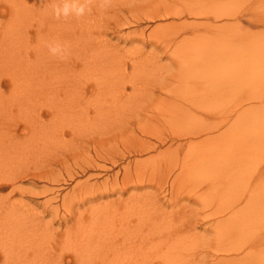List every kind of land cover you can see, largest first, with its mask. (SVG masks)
<instances>
[{"label": "rangeland", "instance_id": "rangeland-1", "mask_svg": "<svg viewBox=\"0 0 264 264\" xmlns=\"http://www.w3.org/2000/svg\"><path fill=\"white\" fill-rule=\"evenodd\" d=\"M55 1L45 0L67 6L70 13L86 7V14L69 16L68 23L56 18L53 30L41 36L37 22L31 23L27 54L18 52L5 64L8 67H0V129L6 137L13 131L24 138L0 141V153L7 147L3 156L17 152L14 157L21 159L24 170L39 172L44 166L45 173L58 177V182L25 177L15 183L24 187L21 191H11V184L0 189V223L28 220L35 226L23 224L27 236L20 230L0 232V264H264V142L249 140L240 131H264V108L245 112L241 125L236 116L250 104L240 107L246 93L264 96V21L258 20L264 16V0H110L107 5L104 0ZM164 4L174 6L171 10L166 5L170 16L147 18ZM0 5L7 8L0 13L3 29L11 13L6 0ZM197 9L204 15L195 16ZM15 34L13 38L22 35ZM55 43L66 49V57H52L48 45ZM26 64L47 69L30 71L34 75L26 77ZM20 82L26 84L20 86L24 91ZM54 103L67 108L47 110L46 105ZM38 108L43 122L39 116L30 118ZM46 120L51 122L45 124ZM34 125L40 130H33ZM41 130L47 134L35 138ZM191 132H198V137ZM28 139L39 140L44 153L42 146L24 152L17 145L8 146L30 144ZM9 167H0V177L10 178ZM42 186L55 191L33 196L45 189ZM17 209L25 211L19 215ZM93 229L103 246L92 245L91 240L97 241L90 238Z\"/></svg>", "mask_w": 264, "mask_h": 264}, {"label": "bare ground", "instance_id": "bare-ground-1", "mask_svg": "<svg viewBox=\"0 0 264 264\" xmlns=\"http://www.w3.org/2000/svg\"><path fill=\"white\" fill-rule=\"evenodd\" d=\"M75 1V0H74ZM81 1V0H80ZM134 1V0H133ZM164 1H166V0H164ZM54 2H56L55 0H54ZM78 2V1H77ZM77 2L75 1V3L77 4ZM124 2V1H123ZM130 2H131V0H130ZM144 2V1H143ZM163 2V1H162ZM189 2V1H188ZM82 3V2H81ZM153 3V2H152ZM170 3V2H169ZM6 4L8 5V10H10L9 12L11 13L10 15V17L9 18H5L6 20H5V22H4V26H3V29H1L0 28V67L2 68L3 66H5V64L7 63V62H10L11 60H9L10 58H15L16 57V55H17V53L18 52H20V54H27V52H28V50L25 52V48L27 49V42L29 43V41L31 40V34H29L30 33V29H29V26L30 25H32L31 23H33V22H37V24L39 25V27H38V29L36 30V33H37V35L39 34H41V35H44V33L43 32H45L46 33V31H47V34H48V31L50 32V30H53L52 29V27L54 26V19H56V18H52V17H55L54 16V14H53V12L52 13H50V14H46L47 13V11L49 10V9H51V8H53V5H51V3L49 4V3H46L45 2V0H6ZM74 4V3H73ZM160 4V2L158 3V5ZM167 4H168V1H167ZM167 4H164V6H165V8L163 9H160L159 7V10H157L156 12H151V13H149L148 14V16H147V18H149V19H154V18H156V17H165L166 15L168 16H170V14H172V12L170 11V10H168L167 9V7H166V5ZM191 4H192V2H191ZM198 4V3H197ZM51 5V6H50ZM79 5V4H78ZM145 5V4H144ZM143 5V6H144ZM156 5V4H155ZM178 5V4H177ZM86 6V5H85ZM154 6V5H153ZM168 6V5H167ZM196 6V5H195ZM123 7V6H122ZM152 7V6H151ZM157 7V6H156ZM78 8V7H77ZM84 8H86V7H84ZM158 8H156V9H158ZM168 8H170V5L168 6ZM171 8H174V6H172ZM170 8V9H171ZM201 8V7H200ZM73 10H74V7L72 8ZM87 9H88V6H87ZM151 9V8H150ZM149 9V10H150ZM152 9H153V7H152ZM189 9V8H188ZM191 9V8H190ZM199 9V8H198ZM197 9V11L198 12H195V13H193L195 16H202V15H204V13L201 11V10H198ZM144 10H146V9H144ZM172 10V9H171ZM178 10H179V8H178ZM7 11V8L6 7H1V5H0V13L2 14V13H5ZM75 11H76V9H75ZM180 12L181 11H179V12H175V13H177V15L178 14H180ZM9 14V13H8ZM86 14V13H85ZM93 14V13H92ZM190 14H192V12L190 11ZM173 15H174V13H173ZM181 15V14H180ZM74 16V15H73ZM84 16V15H83ZM111 16V15H110ZM176 16V15H175ZM179 16V15H178ZM217 16H219V15H216V17ZM50 17L53 19V22H51V24H48V22L49 21H52L51 19H50ZM72 17V16H71ZM75 18V17H74ZM127 18V17H126ZM259 18V19H258ZM257 19L258 20H262V21H264V16H259ZM261 18V19H260ZM64 19V18H63ZM78 19V18H77ZM82 19V18H81ZM252 19V18H251ZM62 20V19H61ZM66 22L68 23V19L66 18ZM73 20V19H72ZM253 20V19H252ZM4 21V20H3ZM42 21V22H41ZM65 21V20H64ZM64 21H62V24H63V22ZM75 21V20H74ZM0 22H2V21H0ZM61 22V21H60ZM84 22V21H83ZM130 22V21H129ZM8 23H10V25L8 26ZM74 23V22H73ZM72 23V24H73ZM128 23V22H127ZM201 23H203V22H201ZM52 24H53V26H52ZM58 24V23H57ZM60 24V23H59ZM61 24V25H62ZM71 24V23H70ZM71 24V25H72ZM107 24V23H106ZM43 25H46V27L44 28V29H41V28H43L44 26ZM48 25V26H47ZM125 25H126V23H125ZM129 25V24H128ZM35 26V25H34ZM57 26V25H56ZM55 26V27H56ZM69 26V25H68ZM76 26V25H75ZM172 26H173V24H172ZM54 27V28H55ZM62 27H63V25H62ZM66 28H67V26H65ZM80 27L82 28V26L80 25ZM87 27V26H86ZM147 27V26H146ZM36 28V27H35ZM69 28H72V27H69ZM68 28V29H69ZM76 28V27H75ZM88 28V27H87ZM86 28V29H87ZM141 28V27H140ZM60 30V28L58 27V31ZM70 30V29H69ZM78 30H79V28H78ZM81 30V29H80ZM118 30V29H117ZM116 30V31H117ZM16 31H20V34H22V35H20V36H16L17 38H15V40L16 41H14V38H13V36H14V34L16 33ZM88 31V30H87ZM52 32V31H51ZM53 32H55V31H53ZM80 32V31H79ZM64 34H66L65 32H64ZM98 34V33H97ZM16 35V34H15ZM40 35V36H41ZM46 35V34H45ZM50 35V34H49ZM129 35V34H128ZM48 36V35H47ZM53 36H54V34H53ZM59 36V35H58ZM76 36H77V34H76ZM161 36V35H160ZM44 37V36H43ZM52 37V36H51ZM153 37H155V36H153ZM20 38V39H19ZM48 38V37H47ZM79 38H81V37H79ZM99 38V37H98ZM168 38V37H167ZM13 39V40H12ZM46 39V38H45ZM51 40H52V38H50ZM49 39V40H50ZM110 39V38H109ZM47 40V39H46ZM71 40V39H70ZM54 41V40H53ZM73 41V40H72ZM138 41V40H137ZM159 41V40H158ZM14 42H16V43H14ZM47 42H49L48 40H47ZM61 42H63V41H61ZM74 42V41H73ZM85 42V41H84ZM87 42V41H86ZM160 42V41H159ZM165 42V41H164ZM168 42V41H167ZM50 43V42H49ZM64 43V42H63ZM62 43V44H63ZM83 43V42H82ZM92 43V42H91ZM90 43V44H91ZM108 43V42H107ZM137 43V42H136ZM171 43V42H170ZM27 44V45H26ZM44 44V43H43ZM42 44V45H43ZM89 44V43H88ZM168 44H169V42H168ZM168 44L166 45V46H168ZM37 45V44H36ZM34 46V45H33ZM32 46V47H33ZM44 46V45H43ZM94 46V45H93ZM91 47V46H90ZM137 47V46H136ZM34 48V47H33ZM105 48V47H104ZM165 48V47H164ZM35 49V48H34ZM90 49V48H89ZM92 49H94V48H92ZM181 49V48H180ZM85 50H86V48H85ZM88 50V49H87ZM86 50V51H87ZM100 50V49H99ZM151 50V49H150ZM79 51V50H78ZM81 51V50H80ZM79 51V52H80ZM113 51V50H112ZM181 51V50H180ZM188 51V50H187ZM36 52H37V50H36ZM39 52V51H38ZM83 52V51H82ZM81 52V53H82ZM90 52V51H89ZM101 52H102V50H101ZM155 52V51H154ZM71 53V52H70ZM72 53H74V52H72ZM98 53H99V51H98ZM134 53V52H133ZM37 54V53H36ZM74 54H78V53H74ZM103 54V53H102ZM167 54V53H166ZM166 54H164V55H166ZM38 56L40 55V54H37ZM36 55V56H37ZM93 55H96L95 53L93 54ZM112 54H110V56H111ZM118 55V54H117ZM91 56V55H90ZM103 56V55H102ZM105 56V55H104ZM161 56V55H160ZM20 58H21V56H19ZM23 57V56H22ZM43 57V56H42ZM52 57H53V55H52ZM64 57H66V56H64ZM68 57V56H67ZM84 57V56H83ZM97 57H100V54H99V56L97 55ZM106 57V56H105ZM113 57H114V55H113ZM44 58V57H43ZM72 58V57H71ZM81 58H82V56H81ZM85 58V57H84ZM83 58V59H84ZM103 58V57H102ZM22 59V58H21ZM24 59H28L26 56L24 57ZM46 59V58H45ZM78 59V58H77ZM86 59V58H85ZM106 59V58H105ZM116 59V58H115ZM138 59V58H137ZM141 59H142V57H141ZM18 61L20 60V59H17ZM33 60V59H32ZM38 60V59H37ZM41 60V59H40ZM39 60V61H40ZM69 60V59H68ZM104 60V59H103ZM134 60V59H133ZM16 61V60H15ZM14 61V62H15ZM23 61V60H22ZM27 61H29V60H27ZM34 61V60H33ZM111 61V60H110ZM116 61V60H115ZM3 62V63H2ZM12 62V61H11ZM17 62V61H16ZM31 62V61H30ZM38 62V61H37ZM43 62H45V61H43ZM48 62V61H47ZM96 62V61H95ZM118 62V61H117ZM120 62V61H119ZM133 62V61H132ZM19 63H20V61H19ZM28 63V62H27ZM42 63V62H41ZM86 63H88V60H87V62ZM138 63V62H137ZM189 63V62H188ZM10 64H12V63H10ZM40 64V63H39ZM83 64V63H82ZM135 65H136V63H134ZM140 64V63H139ZM179 64V63H178ZM186 64V63H185ZM7 65V64H6ZM68 65V64H67ZM134 65V66H135ZM10 66V65H9ZM12 66V65H11ZM86 66V65H85ZM106 66H108L107 64H106ZM118 66V65H117ZM120 66V65H119ZM5 67H8V66H5ZM16 68H17V66H15ZM19 67V66H18ZM22 67V66H21ZM26 67L27 68H25V69H28L27 71V73H26V77H28V76H30L29 74H31V75H34L33 73H35V71H39L40 70V68H42V69H47V68H43V67H39V65L38 66H36V64H30V66H28L27 64H26ZM29 67V68H28ZM71 67V66H70ZM103 67V66H102ZM124 67V66H123ZM136 67V66H135ZM104 68V67H103ZM106 68V67H105ZM111 68V67H110ZM109 68V69H110ZM119 68H122L121 66L120 67H118V69ZM19 69V68H18ZM55 69V68H54ZM66 69V68H65ZM88 69V68H87ZM108 69V68H107ZM52 70V69H51ZM50 70V71H51ZM59 70V69H58ZM111 70V69H110ZM117 70V69H116ZM120 70H122V69H120ZM24 71V70H23ZM30 71H32L33 73H29ZM45 71V70H44ZM53 71V70H52ZM51 71V72H52ZM106 71V70H105ZM115 71V70H114ZM113 71V72H114ZM5 72V71H4ZM4 72H3V75H4ZM17 71H15V73H16ZM50 72V73H51ZM55 72V71H54ZM2 73V72H1ZM13 73V72H12ZM12 73H10V74H12ZM61 73V72H60ZM77 73H78V70H77ZM107 73H108V70H107ZM116 73V72H115ZM8 74V73H7ZM42 74V77H43V81H45L44 80V73L42 72L41 73ZM117 74V73H116ZM132 74V73H131ZM70 75V74H69ZM79 75H81L80 73H79ZM89 75V74H88ZM121 76H122V73L120 74ZM138 75V74H137ZM15 76V75H14ZM18 76V75H17ZM21 76V75H20ZM38 76V75H37ZM36 76V77H37ZM63 76V75H62ZM61 76V77H62ZM86 76V75H85ZM84 76V77H85ZM102 76V75H101ZM100 76V77H101ZM110 76V75H109ZM10 78H12V81H13V77L10 75L9 76ZM25 77V76H24ZM41 77V78H42ZM47 77V76H46ZM108 77V76H107ZM179 77V76H178ZM199 77V76H198ZM20 78H22L23 79V77H20ZM19 78V79H20ZM49 78V77H48ZM71 78V77H70ZM81 78V77H80ZM110 78V77H109ZM109 78H108V80H109ZM122 78H125V77H122ZM127 78V77H126ZM125 78V79H126ZM182 78V77H181ZM16 79V78H15ZM17 80V83H18V81H20V80ZM28 79V78H27ZM33 79V78H32ZM76 79V78H75ZM92 79V78H91ZM24 80V79H23ZM49 80H50V78H49ZM63 80V79H62ZM119 80V79H118ZM117 80V81H118ZM5 81H7V80H5ZM42 81V82H43ZM73 81V80H72ZM81 81V80H80ZM14 82H15V80H14ZM21 82H23V81H21ZM20 82V84H18V87H23V86H25L24 84H22ZM46 83H48L47 81H45ZM183 82V81H182ZM0 83H1V81H0ZM24 83V82H23ZM26 83V82H25ZM44 83V82H43ZM45 83V84H46ZM117 83H119V82H117ZM14 84H16V83H14ZM13 84V85H14ZM22 84V85H21ZM72 84V83H71ZM70 84V85H71ZM116 85V83H113V85ZM211 84V83H210ZM12 85V86H13ZM30 85V84H29ZM102 85V84H101ZM11 86V87H12ZM15 86H13L12 88H14ZM17 87V88H18ZM21 87H20V89H21ZM46 87H48L47 85H46ZM51 87H52V85H51ZM76 87V86H75ZM12 88H11V90H12ZM53 88V87H52ZM76 88H78V87H76ZM9 89H10V87H9ZM24 89H26V88H24ZM29 89V88H28ZM43 89V88H42ZM54 89V88H53ZM57 89V88H56ZM75 89V88H74ZM80 89V88H79ZM15 90H16V88H15ZM18 90H19V88H18ZM21 90H23V89H21ZM20 90V91H21ZM82 90V89H81ZM1 91H2V89H1ZM24 91V90H23ZM170 91V90H169ZM168 91V92H169ZM7 92V91H6ZM9 92V91H8ZM75 93H76V90L74 91ZM79 92H80V90H79ZM103 92V91H102ZM1 93V92H0ZM10 93V92H9ZM8 93V94H9ZM57 93V92H56ZM58 93H59V91H58ZM66 93V92H65ZM104 93V92H103ZM22 94H23V92H22ZM49 94V93H48ZM54 94V93H53ZM60 94V93H59ZM2 95H3V93H2ZM11 95V94H10ZM10 95H8V97L10 96ZM15 95V94H14ZM17 95H19V94H17ZM43 95V94H42ZM45 95V94H44ZM50 95V94H49ZM55 95V94H54ZM80 95V94H79ZM83 95V94H82ZM7 96V95H6ZM101 96H102V93H101ZM104 96V95H103ZM102 96V97H103ZM8 97H7V99H8ZM29 97H31V96H29ZM41 97V96H40ZM51 97V96H50ZM142 97V96H141ZM35 99V100H37L35 97H31V99ZM140 98V97H139ZM11 98H9V100H10ZM14 99V98H13ZM98 99V98H97ZM133 99H135V98H133ZM144 99V98H143ZM15 100H16V98H15ZM14 100V101H15ZM41 100V99H40ZM59 100V99H58ZM60 100H62V99H60ZM182 100V99H181ZM241 101L239 102L240 103V107H241V105H243V104H245V103H250V104H248V105H244V107L243 108H241V110H239L238 111V113L240 114V116L238 115V113L236 114V116L237 117H239V118H241L242 119V122H239V125H241L242 123H243V121H244V119H245V112H248V111H251V110H253V109H256V108H264V96H254V95H252V94H249V93H246L245 95H244V97H241V99H240ZM38 101V100H37ZM43 101V100H42ZM129 101V100H128ZM183 101V100H182ZM18 102V101H17ZM30 102V101H29ZM53 102H55V101H53ZM252 102H261L260 104H258V103H256V104H253ZM0 103H1V101H0ZM3 104L5 103V102H2ZM8 103H9V101H8ZM21 103H23V102H21ZM33 103H34V101H33ZM32 103V104H33ZM43 103H44V101H43ZM42 103V104H43ZM45 103H46V101H45ZM49 103V102H48ZM51 103V102H50ZM50 103H49V105H50ZM58 103H59V101H58ZM252 103V104H251ZM55 104V103H54ZM60 104H62L61 102H60ZM59 104V105H60ZM65 104V103H64ZM67 104V103H66ZM135 104V103H134ZM133 104V105H134ZM31 105V104H26V107L27 108H29V106ZM52 105V104H51ZM63 105V104H62ZM132 105V106H133ZM239 105V104H238ZM1 106V105H0ZM12 106H13V104H12ZM73 106V105H72ZM83 106V105H82ZM162 106V105H161ZM196 106V105H195ZM14 107V106H13ZM18 107V106H17ZM46 107H47V110H49V111H52L53 112V110H63L62 112H64V110H65V108H67L66 106H64L65 108H63V106L62 107H58V104H55L54 106H48V105H46ZM26 108V109H27ZM33 108H35V107H33ZM41 108H43V107H41ZM80 108H81V106H80ZM84 108V107H83ZM4 109V108H3ZM36 109V108H35ZM74 109V108H73ZM168 109V108H167ZM199 109V108H198ZM201 109V108H200ZM37 110V109H36ZM35 110V111H36ZM40 111H42V109H39L38 108V113L37 114H30L29 116H30V118L32 117L33 118V115L36 117V116H39V118L41 117V115L42 114H40L41 112ZM33 112V111H32ZM37 112V111H36ZM35 112V113H36ZM86 112V111H85ZM171 112V111H170ZM54 113V112H53ZM59 113V112H58ZM58 113H55L56 115L58 114ZM68 114H70L69 112H67ZM125 113V112H124ZM54 114V115H55ZM62 114V113H61ZM103 114V113H102ZM54 115H51V121H52V117L54 116ZM55 115V116H56ZM62 115H65V114H62ZM67 115V114H66ZM66 115H65V117H66ZM72 115H75V114H71V116ZM95 115V114H94ZM93 115V116H94ZM55 116H54V118H55ZM59 116V115H58ZM109 116V115H108ZM112 116V115H111ZM225 116H226V114H225ZM57 117V116H56ZM59 117H64V116H59ZM70 117V116H69ZM75 117H76V115H75ZM105 117V116H104ZM127 117V116H126ZM29 118V117H28ZM39 118H36V119H39ZM50 118H49V120H50ZM101 118V117H100ZM158 118V117H157ZM224 118V116L222 117V119ZM36 119L34 120V121H36ZM41 119V118H40ZM39 119V120H40ZM65 120H67V117L66 118H64ZM70 119H72V118H70ZM75 119V118H74ZM96 119V118H95ZM222 119H221V121H222ZM226 119H227V117H226ZM225 119V120H226ZM235 119H237L236 117H235ZM42 120V119H41ZM41 120L40 121H38V123L39 122H41ZM62 120V119H61ZM68 120H69V118H68ZM73 120V119H72ZM107 120V119H106ZM113 120V119H112ZM118 120V119H117ZM139 120H140V118H139ZM199 120V119H198ZM238 120V119H237ZM23 121V120H22ZM21 121V122H22ZM26 121V120H25ZM24 121V122H25ZM30 121V120H29ZM28 121V122H29ZM31 121H32V119H31ZM51 121H48V120H46L45 121V124H49ZM53 121H54V119H53ZM63 121V120H62ZM70 121V120H69ZM202 121V120H201ZM224 121V120H223ZM239 121V120H238ZM241 121V120H240ZM37 122V121H36ZM42 122H43V120H42ZM47 122V123H46ZM55 122H57V121H55ZM55 122H52V123H55ZM64 122V121H63ZM68 122V121H67ZM73 122V121H72ZM72 122H70V123H72ZM82 122V121H81ZM100 122V121H99ZM122 122V121H121ZM30 123V122H29ZM28 123V124H29ZM37 123V124H38ZM69 123V122H68ZM94 123V122H93ZM123 123V122H122ZM149 123V122H148ZM233 123V122H232ZM235 123H237V121H235ZM26 124V123H25ZM31 124H32V122H31ZM31 124H30V126H31ZM36 124V123H35ZM63 124H65V123H63ZM78 124V123H77ZM76 124V125H77ZM83 124V123H82ZM184 124V123H183ZM234 124V123H233ZM39 125V124H38ZM42 124H40V126H41ZM54 125V124H53ZM52 125V126H53ZM96 125V124H95ZM145 125H146V123H145ZM29 126V127H30ZM40 126L38 127V129L35 127V125H34V129L33 130H35V129H37V130H35V131H38V130H40ZM44 126V125H43ZM47 126H49V125H47ZM46 126V127H47ZM62 126V125H61ZM68 126V125H67ZM85 126V125H84ZM236 126V125H235ZM1 127V126H0ZM76 127V126H75ZM81 127H82V125H81ZM26 128H27V126H26ZM41 128H42V126H41ZM49 128H52V127H50L49 126ZM48 127L45 129V130H48L49 129ZM56 128V127H55ZM67 128H69V127H67ZM71 128V130L73 131L74 130V127L72 126V127H70ZM100 128V127H99ZM106 129H107V126L105 127ZM145 128V127H144ZM244 128V127H243ZM2 129H4L3 127H2ZM22 129V128H21ZM102 129V128H101ZM116 129V128H115ZM194 129V128H193ZM1 130V129H0ZM103 130V129H102ZM192 130V129H191ZM196 130V129H195ZM194 130V131H195ZM44 131V130H43ZM71 131V132H72ZM75 131V130H74ZM94 131V130H93ZM188 131V130H187ZM203 131V130H202ZM202 131H200V132H202ZM240 131H243V132H245L246 133V136H247V139H249V140H252V141H261V142H264V131H259V132H253V131H249V130H243L242 128H240ZM25 132H27V130H25ZM189 132H190V130H189ZM44 132H42V130H41V132H37V133H35V138H37L38 137V135L40 136V135H42ZM53 133V132H52ZM103 133V132H102ZM192 133V132H191ZM190 133V134H191ZM195 133V132H194ZM194 133H192L193 135H194ZM44 134H47L46 132L44 133ZM185 133L183 132V135H184ZM186 134H187V132H186ZM197 134H198V132H197ZM197 134H195L196 136H197ZM219 134V133H218ZM222 134V133H221ZM225 134V133H224ZM17 135V133L15 132V134L13 133V131H10L8 134H7V137H6V135H5V133L3 132V130H1L0 131V141H2V143L4 142V141H6V140H10L11 138V140H13V136H16ZM19 135V134H18ZM17 135V136H18ZM23 135H25V134H23ZM31 135V134H30ZM52 135V134H51ZM51 135H49L50 136V138H52V139H54L53 138V136L51 137ZM182 135V134H181ZM188 135V134H187ZM194 135V136H195ZM200 135V134H199ZM202 135V134H201ZM251 135H253V137H251ZM20 136V135H19ZM18 136V137H19ZM26 136V135H25ZM28 136V135H27ZM122 136V135H121ZM177 136H178V134H177ZM180 136V135H179ZM186 136V135H185ZM189 136V135H188ZM23 137V136H22ZM22 137L20 136V138H21V140L20 141H24V138L22 139ZM136 137V136H135ZM134 137V138H135ZM139 137V136H138ZM182 137V136H181ZM198 137V136H197ZM31 138L33 139V137L31 136ZM42 138H44V137H42ZM96 138V137H95ZM183 138V137H182ZM47 138H45V140H46ZM165 139V138H164ZM35 140V139H34ZM33 140V141H34ZM48 140H49V138H48ZM58 140V139H57ZM141 140H144V138L143 139H141ZM147 140V139H146ZM146 140H144V142H146V145L148 144V145H152V143H150L151 141H146ZM163 139L161 138V141H162ZM184 140V139H183ZM201 140V139H200ZM18 141V140H17ZM20 141H18V142H20ZM28 141H29V139H28ZM32 141V140H31ZM39 141V140H38ZM37 141V143H35L36 141H34L33 143L32 142H30L29 141V143L30 144H26V143H20V144H23V145H18V144H9L8 146H11V145H15V147H16V145H17V148H20V149H25V148H27L28 149V147H30V146H32L33 147V149H35V147L36 146H39V142ZM42 141V140H41ZM47 141V140H46ZM61 141V140H60ZM73 141V140H72ZM84 141V140H83ZM94 141V140H93ZM98 141H99V139H98ZM164 141V140H163ZM10 142V141H9ZM8 142V143H9ZM43 142V141H42ZM48 142V141H47ZM75 142V141H74ZM88 142V141H87ZM143 142V141H142ZM44 143V142H43ZM85 143V142H84ZM141 143V142H140ZM45 144V143H44ZM50 145H51V143H49ZM48 144V145H49ZM131 144V143H130ZM133 144V143H132ZM181 144V143H180ZM182 144H183V142H182ZM142 145V144H141ZM155 144H153V146H154ZM0 146H2L3 147V145H1L0 144ZM40 146H42V149H40V150H43V153H44V145H40ZM39 146V148H41ZM172 146V145H171ZM148 147H150V146H148ZM38 148V147H37ZM38 148V149H39ZM5 149L7 150L8 148L6 147V148H2V150H4V152L6 153V151H5ZM11 149V148H10ZM9 149V150H10ZM26 149V150H27ZM50 149V148H49ZM176 150V149H175ZM8 151V150H7ZM11 152H12V150H10ZM17 151V150H16ZM25 150H23V152H24ZM39 151V150H38ZM2 153H4L3 151H1ZM11 152H9L10 153V155L8 154H6V155H4L3 156V154L2 153H0V158H2L1 159V161H2V164H0V167H4V166H2L3 165V163H5L6 162V160H9V162L10 163H12V166H14V165H16L15 167L16 168H13V170H12V166L11 165H6V163H5V165L7 166V167H9L10 168V178H8V179H6L5 177H0L1 179L0 180H2V178L4 179V180H2V181H0V189H3V188H5L8 184H11L12 185V188H11V191H21L22 189L20 188V186H17V185H15V183L19 180V179H23V178H25V177H30V178H40V179H49V177H50V179H52V181L53 182H58V177H54V176H52L51 175V172L50 173H45L44 171H45V169H44V166H43V170L44 171H42L41 169L39 170V172H36V171H32L31 169H26V170H24V168H22L21 167V165H20V161H21V159H20V161L18 160L19 158H17V157H14V154H15V156H16V153L17 152H15V153H13V156L11 155ZM21 152V150H19V152L18 153H20ZM27 152V151H26ZM29 152V151H28ZM37 152V151H36ZM113 152V151H112ZM38 153V152H37ZM41 154V153H40ZM39 153H38V155H40ZM22 155V154H21ZM3 156V157H2ZM8 156H12L11 158L10 157H8ZM17 156H18V154H17ZM25 156H26V154H25ZM27 156H30V154L28 153V155ZM37 156V155H36ZM98 157H101L99 154L97 155ZM23 157H24V155H23ZM58 157V156H57ZM7 158H10V159H7ZM31 158V157H30ZM32 158H35V157H32ZM36 158H38V157H36ZM35 158V159H36ZM56 160H58V159H56ZM55 160V161H56ZM54 161V160H53ZM8 162V164H10ZM90 162V161H89ZM1 163V162H0ZM23 163V162H22ZM25 163V162H24ZM53 163V162H52ZM57 163V162H56ZM53 164H55V162L53 163ZM23 165H26V164H22V166ZM40 165V164H39ZM52 165V164H51ZM50 165V166H51ZM29 166V165H28ZM42 166V165H41ZM90 166V165H89ZM7 167H4L3 169H5V168H7ZM30 167V166H29ZM28 167V168H29ZM39 167V166H38ZM8 168V169H9ZM22 168V169H21ZM33 168V167H32ZM37 168V167H36ZM49 168V167H48ZM51 168V167H50ZM7 170V169H6ZM38 170V169H37ZM127 170H129V169H127ZM1 171V170H0ZM48 171V170H47ZM52 172H53V169H52ZM136 172V171H135ZM1 173V172H0ZM4 172L2 171V173L0 174V175H4L3 174ZM11 173H13V174H11ZM126 175H127V173H126ZM165 175V174H164ZM166 177H168L167 175H166ZM122 180V179H121ZM48 181V180H47ZM43 188H45V187H47V186H42ZM135 187V186H134ZM163 187V186H162ZM38 190V189H37ZM51 191V192H53V191H55V189L54 188H50V189H43V190H40L39 192H33L32 193V195L33 196H35V195H37V194H43V193H45V192H47V191ZM30 191H33V190H30ZM91 192V191H90ZM24 193V192H23ZM140 195H142V194H140ZM252 193H250L249 194V197H248V201H247V203H249L250 204V202H251V200H252ZM241 196V195H240ZM138 197V196H137ZM133 198V197H132ZM52 199H55V196H53V197H51V198H48V199H46V201L43 203V204H46V203H48L49 204V202H52L51 200ZM244 199V198H243ZM146 203V202H145ZM21 205V204H20ZM29 205V204H28ZM27 205V206H28ZM239 205V204H238ZM141 206V205H140ZM234 206V205H233ZM76 207V206H75ZM229 208H231V207H229ZM234 208V207H233ZM236 208V207H235ZM246 208V207H245ZM51 209V208H50ZM228 209V208H227ZM9 210V209H8ZM16 210V209H15ZM18 210V214L21 212V213H23L22 211H20L19 209H17ZM92 210V209H91ZM51 212V211H50ZM56 212V211H55ZM92 212H94V211H92ZM6 213H8V219L10 220V217L12 218V215H11V213H9V212H6ZM6 213H5V216H6ZM27 213V212H26ZM25 213V214H26ZM91 213V212H90ZM13 214V213H12ZM30 214V213H29ZM20 215V214H19ZM22 215V214H21ZM33 215H35V214H33ZM80 215V214H79ZM95 215H97V213L95 212ZM25 216H27V215H25ZM7 217V216H6ZM20 217H24V216H20ZM81 217V216H80ZM7 219V218H6ZM7 219V220H8ZM27 219V218H26ZM30 219H32V217H30ZM34 219V218H33ZM54 219V218H53ZM21 220H25L24 218L23 219H21ZM20 220V221H21ZM28 220H26V222H27ZM36 221V220H35ZM5 222L6 221H4V224H2V223H0V232H1V234L2 233H6V232H17V233H19V230H20V233H23V235L25 234L26 236H27V232L26 231H23L24 229H25V227L23 226V224H25V223H23V224H21L19 221V225L16 223V224H14V223H12V220H11V224L10 223H8V222H6V223H8V224H10V225H8V224H5ZM129 222V221H128ZM32 223V222H31ZM30 222L27 224L28 226H27V228H29V229H31V227L30 226H33V227H35L34 225H32ZM33 224H36L35 222H33ZM39 225V224H38ZM22 226L24 227V229L23 230H21L22 229ZM135 226V225H134ZM33 227H32V229H33ZM129 227V226H128ZM132 228V227H131ZM133 229V228H132ZM137 229V228H136ZM138 230V229H137ZM129 231V230H128ZM25 232V233H24ZM94 234H92L93 236H90V238L91 237H93V238H95V240H97L96 242H94L93 243V241L91 240V242H92V245L94 244H96L97 242L99 243V245H97V246H99V247H101V245L103 246V240H101V239H99L98 240V238H99V234H97L96 235V237H94V235L98 232L97 230H94L93 229V231H92ZM147 232V231H146ZM27 233V234H26ZM133 233H135V231L133 232ZM141 233H142V231H141ZM23 235L21 234V235H18V238H19V240H20V238H21V236H22V239H23ZM122 235V234H121ZM135 235V234H134ZM148 235V234H147ZM3 236H4V234H3ZM20 236V237H19ZM25 236V237H26ZM30 236V235H29ZM89 236V235H88ZM5 237V236H4ZM17 237V236H16ZM25 237H24V239H25ZM38 237V236H37ZM131 238V237H130ZM29 239H31V238H29ZM140 239H142V238H140ZM144 239V238H143ZM149 239V238H148ZM90 240V239H89ZM94 240V241H95ZM87 241V240H86ZM123 241V240H122ZM6 242H8V241H6ZM21 242V241H20ZM87 242H89V241H87ZM17 243V242H16ZM22 243V242H21ZM10 246H11V244H10ZM17 246V245H16ZM35 246V245H34ZM105 247V246H104ZM8 248H10L9 246H8ZM13 248H15V247H13ZM12 247H11V249H13ZM113 248V247H112ZM222 249V248H221ZM220 249V250H221ZM105 250H106V248H105ZM108 250V249H107ZM110 251V250H109ZM135 251V250H134ZM42 252V251H41ZM75 252H77V251H75ZM74 252V253H75ZM90 252H92V251H90ZM114 254H116L115 253V250L114 251H112ZM89 253V252H88ZM98 253V252H97ZM78 255H79V252L77 253ZM81 254V253H80ZM137 254V253H136ZM135 254V255H136ZM35 255V254H34ZM75 255H76V253H75ZM93 255V254H92ZM95 255H97L96 253H95ZM130 256V255H129ZM93 257V256H92ZM97 257V256H96ZM99 257V256H98ZM60 259V258H59ZM30 260V259H29ZM222 260V259H221Z\"/></svg>", "mask_w": 264, "mask_h": 264}, {"label": "clouds", "instance_id": "clouds-1", "mask_svg": "<svg viewBox=\"0 0 264 264\" xmlns=\"http://www.w3.org/2000/svg\"><path fill=\"white\" fill-rule=\"evenodd\" d=\"M110 3V0H104V4L107 5ZM53 14L55 16V18L60 19L61 17L67 18L69 16H76L77 18L85 15L86 11L83 7L76 9V11L74 13H70L69 9L67 6L61 8L59 6H57L56 4L53 5ZM87 11H90V9H88ZM49 51L52 55L54 56H60L61 58H64L65 54H66V49L60 45L59 43H55V44H49Z\"/></svg>", "mask_w": 264, "mask_h": 264}]
</instances>
